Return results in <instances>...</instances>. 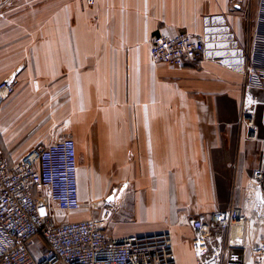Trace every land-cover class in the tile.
<instances>
[{
  "label": "crops",
  "instance_id": "obj_1",
  "mask_svg": "<svg viewBox=\"0 0 264 264\" xmlns=\"http://www.w3.org/2000/svg\"><path fill=\"white\" fill-rule=\"evenodd\" d=\"M258 0H11L0 13V147L10 162L69 137L80 207L57 223L105 219L111 238L169 231L178 264H196L190 218L240 207L244 249L264 243V93L248 139L244 78L206 61L173 69L150 58L157 34L245 45ZM209 44L213 47L214 43ZM234 41V42H232ZM263 166V180L253 172ZM45 192L41 195L45 196ZM260 264H264L263 260Z\"/></svg>",
  "mask_w": 264,
  "mask_h": 264
},
{
  "label": "built area",
  "instance_id": "obj_2",
  "mask_svg": "<svg viewBox=\"0 0 264 264\" xmlns=\"http://www.w3.org/2000/svg\"><path fill=\"white\" fill-rule=\"evenodd\" d=\"M9 1L0 0V13ZM86 2L93 5L94 0ZM252 27L245 45L229 42L227 48L213 41L217 29L212 27L197 35L157 34L149 53L152 61L173 69L212 61L240 73L241 118L248 139L257 140L260 101L254 91L264 93V0L257 2ZM12 92L10 83H0V100ZM77 168L76 145L69 137L33 148L15 162L0 147V264H178L169 231L111 238L104 232L105 219L55 222L52 211L70 213L80 207ZM252 180H263V166L253 172ZM247 222L244 210L236 206L213 212L206 220L190 218L195 263L260 264L264 243H257L255 261L239 252Z\"/></svg>",
  "mask_w": 264,
  "mask_h": 264
}]
</instances>
